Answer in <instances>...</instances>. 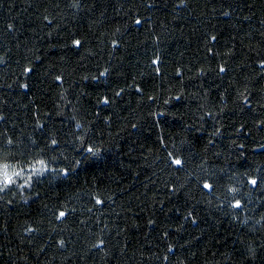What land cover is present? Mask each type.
Listing matches in <instances>:
<instances>
[{
    "label": "trees",
    "instance_id": "trees-1",
    "mask_svg": "<svg viewBox=\"0 0 264 264\" xmlns=\"http://www.w3.org/2000/svg\"><path fill=\"white\" fill-rule=\"evenodd\" d=\"M73 2L0 0V156L73 169L0 193V264H264V0Z\"/></svg>",
    "mask_w": 264,
    "mask_h": 264
},
{
    "label": "snow or ice",
    "instance_id": "snow-or-ice-1",
    "mask_svg": "<svg viewBox=\"0 0 264 264\" xmlns=\"http://www.w3.org/2000/svg\"><path fill=\"white\" fill-rule=\"evenodd\" d=\"M151 6V5H149ZM185 2L184 0H181V3L179 7H184ZM71 7L73 8H79L80 4L78 0H74V2L71 4ZM224 15H229L228 12H225ZM47 19V17H45ZM51 23V21H49ZM142 21L140 19L135 20V24L139 25L141 24ZM11 27V26H9ZM211 39L213 41L216 40V36H212ZM73 46L79 48L82 44V41L79 39H73L72 41ZM159 60H154L153 63H158ZM261 68H264V63H261ZM26 72H32L31 68H26ZM159 71V69H157ZM220 72H225L226 68L223 66L219 67ZM108 70L105 69L103 72L100 73V76H105L107 74ZM57 80L62 79V77L57 76ZM10 87V85H9ZM22 88H27V84H22L20 85ZM139 91V89H138ZM117 96L120 95L119 92L115 93ZM243 96L244 94L241 93ZM179 99V97H177ZM103 104H108L109 99L107 97H104L101 101ZM244 102L247 104V96L244 97ZM211 115V114H210ZM4 117L0 116V120H3ZM262 124H264V121H261ZM42 127V125L40 126ZM135 127V125H133ZM216 135L219 134V130L215 133ZM7 145L11 146L13 145L14 141L11 138H8L6 141ZM35 143V141H33ZM58 143L57 140L52 139L51 144L54 146ZM241 149L244 148V145H239ZM81 148L83 149V152L85 153L84 160L85 161H95L101 158L102 152L106 151V149H102L97 147L95 144H88L86 143L85 140L81 139ZM43 149H41V153H43ZM9 153H5L4 155L0 156V193H6L11 191L13 188L19 190V189H25V188H31L34 183L39 182L40 178L43 177L46 173H56L59 174L65 178L69 177L70 172L73 171L72 168L70 167H64V168H57L55 167V163L57 158L56 157H47L45 158L43 155H36L33 156L31 159H26L23 161H17L16 163L9 162ZM169 158H171L172 164L182 167L183 166V161L179 157L173 158V153H169ZM82 161L76 160L73 161V164L76 167H79ZM50 165H53L50 167ZM264 183V176H258V177H253L251 175L248 176L247 178V184L251 185L253 188L258 187L260 184ZM203 189L206 190L208 193H213L216 191L215 186L212 183H209L205 181L202 185ZM172 191H175L173 188ZM241 194V189L236 186H226L221 193V199L223 201L227 202V206L232 208V209H242L244 207V202L242 198H238ZM110 199V197H109ZM10 203V202H9ZM95 203L97 205H102L104 203V200L100 198H95ZM224 205L221 204L220 207H223ZM67 215L65 211H60L58 215L56 216V219H62ZM238 217H233V219H237ZM185 220H190L192 224H195L197 221L193 217V213L191 211L188 212L187 216L184 217ZM149 224H154L155 221L149 220ZM241 223L246 224L247 220L241 221ZM26 231L28 233L36 231L34 228H27ZM165 237L168 235L167 232L164 233ZM59 246L63 247L64 246V241L61 240L59 242ZM104 246V241L101 239L99 243L94 244V248L102 249ZM262 248H264V245H261ZM167 251L169 253L173 252V248L171 245L167 246ZM107 255V253H106ZM257 257V249L253 247L252 245H248L246 248V251L243 253V259L245 261V264H251L252 261L256 260ZM164 260H168V256L163 257ZM178 264H184V262L181 260L178 262Z\"/></svg>",
    "mask_w": 264,
    "mask_h": 264
}]
</instances>
